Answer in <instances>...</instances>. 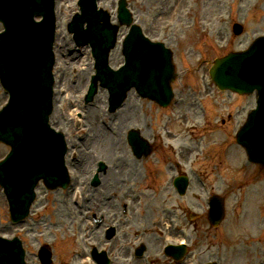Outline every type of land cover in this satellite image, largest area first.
Masks as SVG:
<instances>
[{
  "label": "rangeland",
  "instance_id": "rangeland-1",
  "mask_svg": "<svg viewBox=\"0 0 264 264\" xmlns=\"http://www.w3.org/2000/svg\"><path fill=\"white\" fill-rule=\"evenodd\" d=\"M76 1L57 0L59 38L55 65L57 87L61 90L67 89L68 92L55 103L53 115L54 118L60 119V125L68 129V140L75 151V156L78 155L80 159L69 163L72 191L70 193L64 189L60 195L54 194L47 201L42 189L32 205L28 221L13 226L9 223V206L0 186V234L10 236L17 233L21 237L27 250L28 264H42L37 252L45 242L53 250L54 264H82L86 252L78 256L77 251L87 250L86 242L90 233L98 237L97 231L87 227L88 210L90 208H98L97 211L107 210L105 207L109 205L106 203L108 201L100 202L98 199H106V195L113 190L117 192L119 190L115 201L128 198L135 200L133 193L136 194V189L129 188L130 185L121 187L124 182H121L120 177L126 178L127 183H130V180L135 179L133 176L136 171H139L140 175L146 174L149 164L145 162L143 168V159H137L124 141V135L129 128L139 127L145 137L154 142L156 140L160 155L164 148L159 138L162 142H172L175 146L172 150L176 160L183 162L186 158L181 159V156L185 154L184 157H189L191 163H183L178 168L171 169H168L166 164L162 179L154 185L158 187L159 192L150 193L143 190L146 184L143 185L141 182L137 184L142 190L138 194L140 202L135 206L141 213L138 217L139 225L134 229L155 236L158 234L164 239L158 240L159 247L163 241L178 242L182 238L187 240L192 250L185 264H199L214 259L218 260L219 264H264V169L254 164L244 167L247 160L245 152L242 147L236 149V144L234 147L232 142L230 149V151L233 149L232 168H227L229 163L222 159L220 162L222 172L217 174L216 169H213L209 176L211 181L205 179L207 190L194 176L195 170L203 168L210 162L208 153L204 151L205 146L213 141V134H209L211 129L215 134L216 129L220 128L217 125L222 124L233 140L234 130L244 122L248 110L254 106L255 97L252 94L220 93L209 71L216 57L224 56L230 51L244 50L256 37L264 35V0H129L134 19L142 26L144 33L152 40L163 41L173 49L176 68L173 86L176 96L180 97V102L177 107L171 105L161 107L148 99L141 102L135 94L130 96L123 110L134 115L133 120L136 122L123 132L119 141L120 146L116 145L117 148L114 149L111 144L109 153L101 147L90 154L92 165H96L99 157L109 162L113 169L116 168V173H113L112 177L117 181L104 182L97 188L90 186L89 170L82 172L77 164L82 160L79 154L80 146L82 147L83 143L92 146L90 143L94 140L93 128L102 126L99 121L101 114L109 117V101L107 91L99 88L95 96L97 106L92 111L85 107L84 97L94 68L91 55H83L81 53L85 49L79 52L75 48L72 35L67 30L69 19L76 10H79ZM99 4L109 11L112 22L118 23V0H101ZM236 22L241 23L244 28L238 35L233 31V24ZM128 32L129 27L120 28L117 46L110 58L111 66L114 68L124 64L121 42ZM70 54H75L78 60L67 62ZM81 81H84L82 88ZM1 89L0 85V105L6 98L2 95ZM200 105L207 111V118L202 117ZM123 110L121 109L122 114ZM223 119H227L224 125L221 123ZM118 123L122 125L120 121ZM185 125H191L189 133L184 131ZM197 134H203V138L196 139ZM189 135H193L195 140H189ZM215 136L219 138L220 135L216 133ZM181 138H184L185 143L177 142ZM163 144L167 146V143ZM114 151L121 152V163L111 160L114 158ZM5 152L6 148L0 144V156ZM148 159L158 161L156 155ZM168 161L174 159L169 157ZM183 169L191 174V185L185 195H179L170 184L169 176L180 174ZM221 174L223 176L219 177ZM247 174L251 177L248 180L251 185L249 190L261 188L263 193L255 192L256 200L249 198L242 204L240 200L243 195H249L247 189L249 185L237 191L240 192L237 195L229 190L226 181L234 180L236 177L245 179ZM140 178L141 176L139 181ZM76 181L79 183L77 186ZM166 181L169 182L168 187L164 186ZM219 192L228 194L229 218L221 224L222 226L211 228L204 212L208 209V198ZM188 210L196 212L197 215L189 219ZM53 221L58 222L55 225ZM141 239L152 242L151 237L147 235H142ZM151 249L156 250L155 247Z\"/></svg>",
  "mask_w": 264,
  "mask_h": 264
},
{
  "label": "water",
  "instance_id": "water-1",
  "mask_svg": "<svg viewBox=\"0 0 264 264\" xmlns=\"http://www.w3.org/2000/svg\"><path fill=\"white\" fill-rule=\"evenodd\" d=\"M92 1L94 3V0ZM0 3L8 9V12L2 14L1 17L6 20L5 23H7L6 26L8 25L7 28L9 27L10 40L15 44L16 48L22 47L23 35L20 28L19 17L24 15L22 9L27 6L28 0H0ZM123 3L125 4V2ZM93 6L88 8L89 13L93 10ZM121 14L128 23L131 22V16L125 5H121ZM94 18H97V22L92 21V23H97L96 29H98L99 33L93 32L91 29L88 31L83 30L81 22H79L78 25H75L74 28L76 29L77 34L81 33L85 39H89L95 48V53L98 57V64L100 67L102 66L99 68L98 76L94 77L95 82L100 78L103 85L110 86L111 84V90L118 91L122 97L125 95L127 89L131 86H136L144 96H149L162 104H167L172 96L170 82L174 78V65L171 63V51L160 42L150 41L143 35L141 28L134 24L124 43V52L127 56L126 65L119 71L105 72L108 69L104 67V64L107 65V53L110 47L114 44L113 39L116 37L117 26L110 25L108 15L103 18V24L99 23V20L101 19L100 13L94 14ZM75 19H77V17ZM71 26H73V24ZM38 34L40 36H38L37 39H32V44L39 45L40 51H46L47 55L52 58L51 46L49 44L50 39L45 37L43 35L44 33L39 32ZM45 39L47 40L46 46L43 44ZM260 46H264V40L250 53L244 55L238 54L236 56L232 55V57L228 56L217 60L216 65L212 69V75L219 85L222 87L230 86L239 90H247L255 87L249 86L253 85L251 83L243 82L238 74L239 71L241 72V69H244L245 63H250V60L252 59H256L255 62L259 61L264 65V54L258 50ZM255 53L258 55L253 58ZM0 65L2 66V63ZM35 65L36 62L32 63V68H34ZM3 70L6 75L11 76H16L20 71L16 66H13L12 71L8 70L5 63L3 64L2 72ZM45 71L46 70L43 69V72ZM4 73L3 78L5 79ZM46 80L49 82L48 77ZM93 85H95V83ZM257 88L259 89L261 97H264V84H257ZM30 93L31 91L28 86L20 87L18 91L19 102H16V104H20L21 107L27 111L28 115L32 116L36 112L43 111V109L35 107ZM263 100L264 98L262 99V103H264ZM115 104L116 102H113V105ZM260 113L263 116L264 106H262ZM20 115L25 116L24 112H20ZM21 118L22 121L19 122L10 117L8 120V127H2L1 129L2 134L6 133L13 138L15 142L22 140V138L19 139L14 136V134L21 130V123L25 121L24 117ZM253 118L254 116L252 115L246 126L247 130L245 128V130L239 135L240 141L248 147L252 159L264 162V151L261 150L262 143L260 145V142L250 134V131H248L250 129L248 126H253L254 124L252 121ZM25 134L26 133H23V135ZM2 138L3 137L0 136V139ZM131 142L136 151L144 149V147H141L143 146V142L136 141L135 137H131ZM146 151H148V148ZM22 158H24V155H13L8 161L17 165V168H19L18 163L24 164V171L29 168L31 169L34 164H27ZM0 173L2 174L1 170ZM12 175L13 176H10V178L15 180L16 174L12 173ZM6 187L8 188L7 192L9 195L15 193L14 188H12L13 184L10 183ZM222 211L223 206L218 205L217 201H214L211 210L212 220L215 222L218 221L222 216Z\"/></svg>",
  "mask_w": 264,
  "mask_h": 264
},
{
  "label": "flooded vegetation",
  "instance_id": "flooded-vegetation-1",
  "mask_svg": "<svg viewBox=\"0 0 264 264\" xmlns=\"http://www.w3.org/2000/svg\"><path fill=\"white\" fill-rule=\"evenodd\" d=\"M105 208L108 209L97 211L99 210L97 208L92 214L91 220L97 222V219L99 217V219L102 220L103 223H105L106 221H113L117 223V227L125 228L124 230H122V232L117 231L114 237L107 238L105 236V231L107 229V226L109 225H105L102 227L103 233L102 238L99 239V243L103 245L102 248L107 252V255L110 259V264H144L143 258L133 257L134 249L138 245L143 244V241L141 239L142 235L139 236L140 232L134 230V228L137 226L138 221V215L135 210H133L132 214L128 216L129 208L128 204L125 202L124 204H109ZM112 213H114V216ZM151 239V243L145 242L146 246H143L146 253H150L149 256L154 259V262L169 261V259H167L165 255V257H160L162 251L160 252V247L158 246L159 239H157L156 236H152ZM132 246L134 247V249ZM151 247H155L156 250L153 252Z\"/></svg>",
  "mask_w": 264,
  "mask_h": 264
},
{
  "label": "bare ground",
  "instance_id": "bare-ground-1",
  "mask_svg": "<svg viewBox=\"0 0 264 264\" xmlns=\"http://www.w3.org/2000/svg\"><path fill=\"white\" fill-rule=\"evenodd\" d=\"M71 59H75V56L72 55ZM77 60H78V58H77ZM83 82L84 81L80 82V87L81 88H82V83ZM93 109H94V107L93 108H89L90 111H92ZM119 117H118V119H119ZM126 121L130 122L131 120L129 119V117H127ZM98 131H99V133L101 135H96L95 138H94V142L96 143V147H99V148L103 147L102 150H105V151H107L109 153L110 151H108V149L111 148V144L114 142L115 139H114V137H112V135H110L105 130L99 129ZM106 146H107V148H104ZM87 149H88L87 147H84L82 149V151L80 150L81 153H82V156H83V165L81 166V168L79 170H81V171L83 170L82 172H84L85 170L87 171V169L92 170V168L94 169L96 167V166H93L91 164L90 157H89L90 156L89 153H91V151L88 152ZM112 150H113V148H112ZM107 173L109 174V171ZM86 205L87 204H82V206H86Z\"/></svg>",
  "mask_w": 264,
  "mask_h": 264
}]
</instances>
